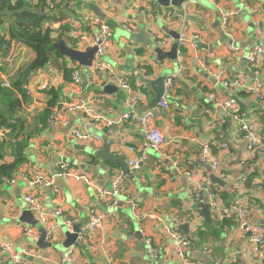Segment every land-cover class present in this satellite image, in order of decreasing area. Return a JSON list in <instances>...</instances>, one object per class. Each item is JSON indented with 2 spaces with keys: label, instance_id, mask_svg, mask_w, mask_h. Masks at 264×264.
Wrapping results in <instances>:
<instances>
[{
  "label": "crops",
  "instance_id": "obj_1",
  "mask_svg": "<svg viewBox=\"0 0 264 264\" xmlns=\"http://www.w3.org/2000/svg\"><path fill=\"white\" fill-rule=\"evenodd\" d=\"M95 9L104 15L103 20L97 17ZM62 12L63 22L44 24L52 30V40H57L54 44L64 41L67 46L84 51L88 47L84 48L80 39L84 35L90 37L94 30L85 17L98 19L111 30L103 57L110 69L93 75L70 59L51 54L47 66L30 75L25 85L28 101L21 112L26 117L25 131L34 134L23 151L25 163L0 186V240L10 243L16 252L28 249L34 254L23 255L22 264H59L61 255L69 250L72 262L68 264H181L177 256L179 247L164 234L165 228H171L191 243L184 251L190 261L256 264L248 245L249 235L241 233L231 219L219 220L211 214L213 223L206 222L198 205L208 206V198L203 195L196 201L190 193L192 180L210 182L220 190L225 207L236 200L245 205L250 221L260 226L264 234V156L249 155L246 143L236 136L237 124L221 106L234 97L242 112L250 117L258 113L264 124V101L252 92L264 83V0H215V4L195 0L181 7L163 6L154 0H64ZM226 12L233 15L224 29L222 17ZM44 13L55 14L45 9ZM123 25H128L132 32L125 31ZM173 33L178 37L184 35L186 45L178 47L175 61L158 60L154 49L169 53L178 41ZM130 35H138L136 41L129 40ZM153 37L172 40L157 47ZM146 39L150 46L144 45ZM14 44L19 43L12 44L7 57L0 56V83L7 85V89L15 73L33 56L22 44L27 53L23 51L22 55L18 49L10 59ZM257 46L263 54L255 78L245 56ZM231 47L240 52H232ZM75 63L81 78L78 85L72 80ZM219 72L236 80L239 87L232 92L222 87L216 82ZM171 75L175 78L168 98L170 107L162 113L156 109L152 87L143 79L155 81L162 77L164 82ZM43 83L59 93V101L48 115L39 117L48 99L46 91H38ZM122 83L128 89H121ZM15 96L18 97L17 93ZM76 103L85 105L101 122L92 125L81 111L68 113L66 105ZM149 111L152 118L148 125L161 134L163 144L160 150L149 151L145 164L135 173L129 171V178L119 165L100 160L96 153L103 149L104 138L111 139L110 153L128 166L140 154L144 131L135 120L122 121L109 129L105 121H118L131 112L142 116ZM51 114H57L67 125L51 123ZM74 128L101 136V141L77 143L71 136ZM258 132L264 141V127ZM205 142L210 143L211 154L219 162L225 187L211 182L210 175L215 174L201 160V145ZM2 152L0 165L12 163L11 151L3 147ZM61 161L69 166L71 177L58 176ZM246 171L250 175L241 183L237 179ZM118 175L122 178L119 206L110 211L100 229L88 234L85 243L76 239L67 246L66 235L73 234L75 226L80 230L87 223L89 210L105 211L93 186L108 189ZM36 176L51 179L52 186H29L27 181ZM81 176L87 177L93 186L74 179ZM25 195L39 203L48 221L45 227H53L54 240L45 239L50 248H38V227L20 220L23 211H29L36 219L23 201ZM56 206L61 207L62 217L54 215ZM63 218L71 221V232L62 225ZM184 225L187 233L182 229ZM22 226L34 227L37 239L28 240ZM146 239H151L158 251L156 259L149 257ZM0 264L14 263L10 257H0Z\"/></svg>",
  "mask_w": 264,
  "mask_h": 264
},
{
  "label": "built area",
  "instance_id": "obj_2",
  "mask_svg": "<svg viewBox=\"0 0 264 264\" xmlns=\"http://www.w3.org/2000/svg\"><path fill=\"white\" fill-rule=\"evenodd\" d=\"M1 1V0H0ZM195 2V0H191ZM210 4H215V0H206ZM32 5H38V1L30 2ZM55 2L51 0H44V9L47 12L53 11L55 9ZM233 13L226 12L222 17V27L224 29L228 28L229 19L232 17ZM86 23L89 24L94 30L90 37L84 35L81 37L80 41L84 44V48L86 47H96V52L94 53L91 67L87 68L91 74H98L104 73L109 71V65L103 60V57L106 52V48L110 43L111 38V30L110 28L103 22L99 21L98 19H94L91 16L85 17ZM123 29L127 32H132L131 28L128 25H123ZM172 39H165L159 40L153 37V41L155 42L157 47H161L164 45H168ZM187 43L184 35H180L177 41V46L179 48H183ZM230 50L232 52H240L239 49L235 47H231ZM263 54V49L260 46L254 47L250 53L245 56L246 61L253 67L252 74L255 76L258 74V62L259 58ZM175 76L171 75L165 78L163 82V95L156 104V109L160 110L162 113L169 110V102L168 98L171 93L173 79ZM72 80L76 85L80 83V72L73 68L72 71ZM216 82L219 83L222 87L228 89L229 91H234L237 87H239V83L236 80H229L227 79L223 72H219L216 77ZM4 87L7 85L3 84ZM121 89H128V85L125 83L120 84ZM49 90V84L43 83L42 85L38 86L39 92H44ZM253 94L258 95L260 100L264 101V83L261 87H254L252 89ZM28 95H32L31 90H27ZM214 99V96L211 97ZM221 106H223L232 119L233 122L237 124L236 129V136L238 139L244 141L246 143L247 151L250 156L254 157H263L264 156V141L259 134L258 130L263 129L264 124L259 119L260 115L256 113V115H252L251 117L244 112L241 111L238 100L234 97L229 98L225 101ZM66 111L70 114H75L76 112H83L86 115V118L92 125H96L101 122V119L98 115L93 113L91 110L87 109L85 105L82 103L76 104H67ZM152 118V112L149 111L145 115L136 116L133 113H129L124 115L118 121H105L106 127L109 129L112 126L122 122V121H130L135 120L139 126L144 131V141L141 144L140 154L134 158L133 160L128 162L129 171L131 173H135L139 171L141 166L145 164L147 160V153L150 150L158 151L161 149L163 144V138L160 133L155 130H152L148 123L149 120ZM49 121L53 124L59 125H67V122L61 119L57 114H51L49 116ZM261 128V129H260ZM108 133V131H107ZM8 131L5 128L0 129V142L7 138ZM71 136L77 143H89V142H100L101 136L93 135L89 131L81 130L79 128H74L71 130ZM211 145L209 142H205L201 145V160L203 163H208L210 165L211 171L224 181L225 176L220 172L219 162L215 159L210 151ZM226 146H224V149ZM68 165L61 161L58 164V176L60 177H71L72 175L69 173ZM187 175L192 179V176L189 174L190 171L186 172ZM250 175V171L244 172L237 180L241 183H245ZM77 181H83L88 186H93L91 181L87 177H74ZM3 180H8L4 178ZM121 181L122 178L120 175L116 176L112 182L111 186L108 189L105 188H98L93 186L98 196L99 201L105 208V211L98 212L96 210H89L88 212V221L87 223L78 231L77 233V241L78 243H85L87 240L88 234L91 231L100 229L104 223L106 222L107 217L111 210L115 209L120 204V195H121ZM13 183V180L10 181ZM29 186H45L51 187L53 181L47 180L42 176H36L31 181H27ZM192 187H191V197L194 198L196 201L199 200L203 195H206L208 198V208L210 213L219 220L222 219H231L237 226L238 230L241 233L248 234V245L251 250L252 258L256 264H264V234L263 230L260 226L253 224L250 221L248 216V212L246 210V206L243 205L239 200L233 201L231 205L225 207L223 201L221 199V192L217 188H213L210 182H194L192 180ZM25 205L28 209L34 213L36 216L37 224L43 227L46 230V238L51 242L54 240V230L53 227L46 228L45 226L48 225L47 218L45 214L42 212L39 203L36 201L34 197L31 195H25L23 198ZM54 215L57 217H62V209L59 206L54 208ZM234 216V217H233ZM62 221V225L66 229L67 232L72 231V223L71 221L64 219ZM22 231L24 235L28 238V240L35 241L37 237L34 236V227L30 226H22ZM164 234L167 238L172 240L177 244L179 247L177 256L181 261V264H202V263H195L190 261L185 256V250L189 249L191 243L182 235L179 231L165 228ZM1 235V230H0ZM147 245V253L150 258L156 259L158 257V251L152 244L151 239H146ZM72 250H69L66 254L61 255L59 264H68L72 262L71 258ZM25 256H33L34 254L31 253L28 249H22L20 252H16L13 249V246L5 241L0 240V257L1 258H11L14 264H22L21 257ZM34 257V256H33Z\"/></svg>",
  "mask_w": 264,
  "mask_h": 264
},
{
  "label": "trees",
  "instance_id": "obj_3",
  "mask_svg": "<svg viewBox=\"0 0 264 264\" xmlns=\"http://www.w3.org/2000/svg\"><path fill=\"white\" fill-rule=\"evenodd\" d=\"M33 1L35 0L0 1V56L7 57L15 42L23 44L33 55L12 77L10 89L0 83V129L5 128L8 131L7 138L10 139L0 143V157L3 155V147L8 148L14 157L12 163L0 165V186L4 178H10L25 163L23 151L34 134L25 131L26 117L21 112L22 105L28 101L25 85L29 82L30 75L47 66L51 54L62 57L53 48L57 40H52V30L45 28L44 24L63 20L64 0L57 1L53 15L44 13V0H36L38 5H32L30 2ZM60 29L62 33L63 27ZM16 93L18 97L15 96ZM46 96V108L39 117L48 115L59 101V93L54 88L46 91ZM207 226L210 227L208 224Z\"/></svg>",
  "mask_w": 264,
  "mask_h": 264
},
{
  "label": "water",
  "instance_id": "obj_4",
  "mask_svg": "<svg viewBox=\"0 0 264 264\" xmlns=\"http://www.w3.org/2000/svg\"><path fill=\"white\" fill-rule=\"evenodd\" d=\"M154 1L160 5L167 6V7L168 6L181 7L183 3L190 2L191 0H154ZM94 12L97 15V17H99L102 20L104 19V15H102L97 9H95ZM143 34H144V31H142L139 35L142 36ZM171 35L173 36V38L175 40H177L179 38L177 34L173 33ZM137 37H138V35H133V36L130 35L129 40L136 41ZM146 40H147L146 43L143 42L144 45L150 46L151 45L150 41L148 39H146ZM53 48L61 56H64V57L70 59L73 62L78 63L80 66L85 67V68L91 67L92 59H93L94 53L96 52V47H88L84 51H77V50L67 46L64 41H60V42L54 44ZM177 49H178L177 43H174L172 50L169 53H165L162 50H160L159 48H155L154 51L157 55V59L160 61L163 60L164 58H168L172 61H175ZM143 80H144V83L149 84L150 87H152V89L155 93L154 103L157 104L163 95V78L161 77L155 81H150L148 79H143ZM103 143H104L103 149L101 151L97 152L96 156L102 161L111 162V163L119 165L122 168L125 175L129 178H132V176L129 173V167L127 166V164L110 153V148L113 144V141L111 139L104 138ZM210 180L215 185H219L220 187H225L224 181L215 175H210ZM198 208L202 210L204 220L208 223H213V221L211 219V213H210L208 206L204 205V204H199ZM20 220L27 225L38 227L39 233H40V238H39V241L37 242L38 248L45 249V248L51 247V244L47 243L45 241L46 230L37 224V220L34 219V216H32L29 211H23L22 217ZM186 228H187L186 225H184V227H182V229H184V231H186V233H187ZM78 231H79V227L75 226L73 228V234H67L66 235V237L68 239L67 246L72 245L75 242Z\"/></svg>",
  "mask_w": 264,
  "mask_h": 264
},
{
  "label": "rangeland",
  "instance_id": "obj_5",
  "mask_svg": "<svg viewBox=\"0 0 264 264\" xmlns=\"http://www.w3.org/2000/svg\"><path fill=\"white\" fill-rule=\"evenodd\" d=\"M58 2H59V0H57ZM74 8H76V7H74ZM82 15H80V17H81ZM74 43H76V41H74ZM15 45V44H14ZM18 46H14V48H13V51H12V53H11V55H10V59L12 58V57H14V54H17V50L18 49H20L21 51H19V53L20 54H22V55H24V52L25 53H27V50H26V48L22 45V44H17ZM24 51V52H23ZM23 52V53H22ZM76 70H79V66L75 63V67H74ZM151 151V150H150ZM60 197H63V192H61V194H60Z\"/></svg>",
  "mask_w": 264,
  "mask_h": 264
}]
</instances>
